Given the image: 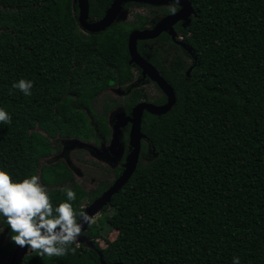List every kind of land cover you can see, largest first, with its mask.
I'll list each match as a JSON object with an SVG mask.
<instances>
[{
  "label": "trees",
  "instance_id": "trees-1",
  "mask_svg": "<svg viewBox=\"0 0 264 264\" xmlns=\"http://www.w3.org/2000/svg\"><path fill=\"white\" fill-rule=\"evenodd\" d=\"M112 2L89 0L88 21L100 20ZM189 2L195 16L174 30L193 57L165 33L137 43L175 104L161 116L143 113L138 165L84 233L96 250L75 243V254L62 257L36 250L21 264H100L98 253L106 264H233L234 257L264 264V0ZM174 6L128 3L124 9L147 7L149 15L77 36L74 0H0V108L12 117L0 123V169L17 182L39 176L54 206L66 200L61 189L71 188L73 207L83 211L85 195L66 163L39 162L59 152L57 138L107 142V114L119 104L129 115L140 102H166L162 93L150 101L130 87L122 102L106 101L100 114L92 109L109 87L133 82L129 34ZM20 79L33 81L31 96L12 87ZM122 141L127 146L128 136ZM112 182L99 185L89 203ZM0 228V264H7L14 233L2 216ZM103 228L116 231L113 240Z\"/></svg>",
  "mask_w": 264,
  "mask_h": 264
},
{
  "label": "water",
  "instance_id": "water-1",
  "mask_svg": "<svg viewBox=\"0 0 264 264\" xmlns=\"http://www.w3.org/2000/svg\"><path fill=\"white\" fill-rule=\"evenodd\" d=\"M88 1L89 0H74L78 8V26L84 32L90 34L100 33L110 27L113 23L119 22L121 13L126 10L124 9V5L128 3L152 7H165L169 4H173L179 8L175 14H169L160 18L152 27L144 30H134L128 36L127 50L129 54V65H132L140 70L142 79L147 78L149 81L154 83L165 96L166 102L162 105H155L150 102H140L132 108L129 115H126L124 112L115 115L116 122L111 128L110 145L107 151L111 154H118L119 135L121 133V129L129 125V153L125 158L121 174L99 197L94 199L89 206L83 210L86 211L93 219L95 215L100 213V211L110 203L112 196L117 194L128 182L138 165L141 142L145 140V135L141 132L143 113L147 112L151 115L161 116L166 114L175 104L173 89L159 75L158 71L139 55L137 51V43L139 41L156 39L162 33L168 34L173 41H176L178 36L174 31V25L181 21L183 22L182 26L187 27L191 21V16H195V11L189 0H180L179 5L175 4V0H113L100 20L96 22H89ZM176 43L180 44L185 50L190 52V49L184 43H180L179 41H176ZM189 71L190 69L188 70L187 75H189ZM90 148L93 147L90 146ZM93 149L95 152H99V150L95 148ZM98 154L102 155L103 153ZM89 226L90 223L85 224L83 232L75 244H84L85 247L96 250L92 240L84 234ZM30 250L31 249L16 246L8 264H21L23 258L30 253ZM98 255L100 264H106L102 259V255L100 253H98Z\"/></svg>",
  "mask_w": 264,
  "mask_h": 264
},
{
  "label": "clouds",
  "instance_id": "clouds-1",
  "mask_svg": "<svg viewBox=\"0 0 264 264\" xmlns=\"http://www.w3.org/2000/svg\"><path fill=\"white\" fill-rule=\"evenodd\" d=\"M180 0H175L179 5ZM175 14L177 7H171ZM12 87L19 89L25 96H31L33 81L20 79ZM11 115L0 108V123L10 124ZM66 192V200L58 206L51 203L47 188L37 175L14 181L5 170L0 169V216L14 235L11 241L20 248L38 250L41 257H62L69 252L75 254L72 245L78 241L85 224L92 221L86 211H78L72 201L76 193L71 188ZM233 264H240L239 257L233 258Z\"/></svg>",
  "mask_w": 264,
  "mask_h": 264
},
{
  "label": "rangeland",
  "instance_id": "rangeland-1",
  "mask_svg": "<svg viewBox=\"0 0 264 264\" xmlns=\"http://www.w3.org/2000/svg\"><path fill=\"white\" fill-rule=\"evenodd\" d=\"M149 13L150 9L147 7H133L124 10L120 15L119 20L128 22L132 21L136 14L148 16ZM84 33L85 32L78 26L77 36L83 35ZM130 85L134 87L137 86L136 88L142 89L150 101L156 99L160 95L153 83L149 80H141L137 69H134L133 84ZM130 85L124 87L112 86L111 88H108L95 99L92 104V109L96 113L100 114L103 111V104L106 101H116L118 103L122 102V99L126 96L125 94L128 93V90L131 87ZM123 112V108L119 104L107 114V120L110 128H112L116 122L115 115ZM125 128L128 127L125 126L121 129V133L119 135L118 154L108 153L107 150L110 145V141L97 147L99 149L98 153H103L101 156L97 152H94L92 150L93 148H90V146L92 147V143H83L75 139L64 140L57 138L53 141V143L59 147V152L53 154L47 159L41 160L39 163L40 165H46L57 160H62L66 163L74 175V181L82 188L85 195V199L82 204V208L84 210L90 204L88 196L102 183H109L113 181L112 170L119 164L122 156L126 158L128 155L127 153H129V148L127 149V147H129V145L127 144V146H125L122 141L125 136L129 137V131ZM106 213L110 214L111 210L106 209ZM100 216L101 213L95 215L90 225H96ZM102 233L109 241L113 240L116 236V231L109 230L108 228H103ZM5 239V233L3 229L0 228V245L5 242ZM96 242L101 248L105 246V242L102 239H98ZM32 251L33 250H30V253ZM9 261H6L7 264Z\"/></svg>",
  "mask_w": 264,
  "mask_h": 264
},
{
  "label": "flooded vegetation",
  "instance_id": "flooded-vegetation-1",
  "mask_svg": "<svg viewBox=\"0 0 264 264\" xmlns=\"http://www.w3.org/2000/svg\"><path fill=\"white\" fill-rule=\"evenodd\" d=\"M179 9V8H178ZM177 9V10H178ZM170 14H172V13H170ZM167 15H169V14H167ZM166 15V16H167ZM182 24H183V22H178L177 24H175L174 25V27L175 26H180L182 29H185L186 27H183L182 26ZM175 31V30H174ZM176 32V31H175ZM163 34V33H162ZM166 34V33H165ZM176 34H177V36H178V38L176 39V41H179L180 43H183L182 42V39H183V37H182V35L180 34V33H177L176 32ZM168 35V34H167ZM169 36V35H168ZM170 37V36H169ZM171 38V37H170ZM172 40V39H171ZM173 41V40H172ZM176 41H173L174 42V44L175 45H177V46H180L187 54H189V56L190 57H193V54L191 53V50H190V52H188L187 50H185L180 44H177L176 43ZM139 72H140V70H139ZM188 72V71H187ZM160 75V74H159ZM186 75H187V73H186ZM139 76H140V78H141V72H140V74H139ZM188 76V75H187ZM141 80H148L147 78L146 79H142L141 78ZM151 82V81H150ZM152 83V82H151ZM131 84H133V82L131 83ZM153 85L155 86V88H156V90L159 92V93H161V91L158 89V87L153 83ZM131 87H134V86H132V85H130ZM137 87V86H136ZM109 88H111V87H109ZM142 90V89H141ZM143 91V90H142ZM144 92V91H143ZM127 127H128V131H129V129H130V126L129 125H127ZM125 129H127V128H125ZM112 131V130H111ZM110 137H111V135H110ZM101 140L103 141L104 139L101 137ZM110 141V138H109V140L106 142V141H103V142H100L99 143V145H95L93 142H89V143H92V147L93 148H95V149H98L97 147H99V146H101L102 144H106V143H108ZM128 141H129V137H128ZM82 142V141H81ZM85 143H87V142H85ZM129 147H127V149H128ZM126 149V150H127ZM93 151H94V149H92ZM99 150V149H98ZM95 152V151H94ZM109 153V152H108ZM97 154V153H96ZM110 154V153H109ZM128 154V153H127ZM98 155V154H97ZM103 155V154H102ZM101 155V156H102ZM47 159V158H46ZM43 160V159H42ZM122 160H124V162H125V158H124V156H122V158H121V160L119 161V164L112 170V176H113V172L116 170V169H118L120 166H121V168H122V171H123V165H124V162H122ZM121 171V172H122ZM121 174V173H120ZM114 181V180H113ZM113 183V182H112Z\"/></svg>",
  "mask_w": 264,
  "mask_h": 264
}]
</instances>
